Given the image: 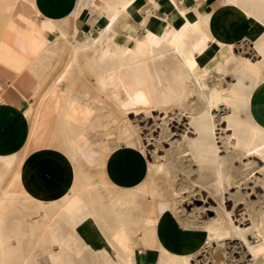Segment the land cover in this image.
I'll return each instance as SVG.
<instances>
[{
  "label": "crops",
  "instance_id": "0c3cea01",
  "mask_svg": "<svg viewBox=\"0 0 264 264\" xmlns=\"http://www.w3.org/2000/svg\"><path fill=\"white\" fill-rule=\"evenodd\" d=\"M15 9L14 19L0 21V251L17 253L10 262L0 253V264H26L19 251L36 248L46 217L60 254L84 251L71 264H181L183 255L190 262L207 245L205 227L186 228L161 208L153 219L152 203L132 195L149 160L138 140L118 128L123 114L102 85L108 74L119 81L126 72L119 59L132 55L107 46L162 42L166 31L177 36L194 22L197 72L215 77L235 70V49L244 47L250 64L239 81L248 98L233 115L264 131V0H18ZM243 154L240 146L228 157L236 182L264 163ZM234 158H246V166L235 167ZM231 196L243 200L239 190ZM73 198L86 203V212L64 231L62 217L72 219L73 210L56 209ZM117 201L128 204L116 207ZM252 222L251 232L264 237V223ZM229 233L225 225L217 236Z\"/></svg>",
  "mask_w": 264,
  "mask_h": 264
},
{
  "label": "rangeland",
  "instance_id": "374dc122",
  "mask_svg": "<svg viewBox=\"0 0 264 264\" xmlns=\"http://www.w3.org/2000/svg\"><path fill=\"white\" fill-rule=\"evenodd\" d=\"M17 1L0 0V21L6 24L14 19ZM6 27L8 26L6 25ZM235 53L239 57L247 55L246 52L244 53V47L242 46L237 47ZM228 73L227 76L215 77V74L210 72L207 74L206 84H208V87H212V84H214L213 86L224 89L235 86L240 90L239 75L237 79L234 71ZM214 82L218 84L216 85ZM106 89H109L110 94H112L110 87ZM110 94L108 98L116 101L117 99L111 97ZM200 108V97L194 92L183 100L182 104L166 109L150 110L149 113L131 112L128 117L121 111L123 117L118 123V128L121 127L120 129L125 131L127 135L138 140L139 146L146 153L149 160L148 175L132 195L146 197L152 203L153 219L159 213L160 208L162 210L167 209L172 211L178 221L186 228H206L212 226L215 220L222 217L220 194L215 186L211 187L209 185V183L213 184L211 181L214 180L213 172L209 171L207 166L198 167L197 163L192 162L191 152L188 151L187 146L184 147V144L177 142L183 135L189 138L196 137L195 126L190 123L189 118ZM230 113L231 108H224L222 105L219 106L213 117L215 128L213 138L217 153L220 155H226L228 151H231L235 142L234 138L227 137L232 132L231 128L228 127V120L226 122L221 117ZM239 116L244 117V112H239ZM244 123L247 124V122ZM240 160L242 162L234 158L232 160L233 165L236 167L241 164L245 167L244 163L248 160L246 158ZM254 160L257 165H261L257 159ZM159 163L165 164L162 169H156ZM245 172L246 175L243 174L242 179L231 184L235 186L229 185L228 188L231 186L229 191L227 188L223 192L222 207L230 213L229 216L233 224L246 228L247 241L257 245L259 244L257 240L261 239L255 236V232L251 233L250 225L253 223H251L252 219L264 223V172L259 170H246ZM232 173L235 176L233 170ZM244 176L246 179L249 178L246 182H244ZM233 180H235V177ZM100 186L109 195L108 192H111V189L107 183L101 185L100 182ZM10 187L16 188L15 180L10 183ZM237 190L243 196L241 201L231 196ZM80 204L81 207L78 212H68L73 216L72 219L62 217L61 223L64 231L68 229L67 225L70 224V221L74 225L76 221L81 219V215L86 212V203L81 202ZM126 204L128 203L124 201L114 203L116 207H123ZM57 207V213L59 210L66 211L63 204ZM49 224L51 223L46 217L44 225L41 227L40 236H38L35 243L36 248L19 251L20 259L24 257L26 264L36 263L39 260L42 263L71 264L74 258L83 256L84 251L77 256L64 251H61L60 254L59 245L54 239V234H49ZM121 233L124 235L121 231L120 236ZM217 238H214L215 242L205 245L204 249L190 260V264H255L246 244L242 239L232 234L231 230L227 238ZM123 242V244H120V248H122V252H125V247H127L125 235ZM52 245H57L58 250L50 249ZM2 252L3 255H6L4 258L7 259V262H10L12 257L16 258L17 251H0V253ZM74 252L79 254L80 249L76 247ZM122 255L124 256V254ZM171 263L173 264V260Z\"/></svg>",
  "mask_w": 264,
  "mask_h": 264
},
{
  "label": "bare ground",
  "instance_id": "6f19581e",
  "mask_svg": "<svg viewBox=\"0 0 264 264\" xmlns=\"http://www.w3.org/2000/svg\"><path fill=\"white\" fill-rule=\"evenodd\" d=\"M127 5L128 3L122 5L124 11H126ZM108 30H110V27L107 26L106 32ZM199 33L200 26L194 22H188L185 29L177 36L174 32L166 31L162 37V42H155V40L154 42H138L126 47L116 41L109 42L107 46L109 49H120L122 55L130 53L132 56L119 59L120 65L126 67V72L120 73L119 81L114 82V75L108 74L102 85L104 89L109 87L112 89L110 96L117 99V108L124 114L128 111L149 113L151 109H166L182 104L183 100L194 92L199 95L201 108L189 118L190 123L195 126L197 135L195 134L196 137L192 138L183 135L181 139L176 141L184 144V147L185 145L187 146L188 151L191 152V156H189L192 162L197 163L198 167L207 166L209 171L213 172L214 180H211L213 184L209 183V185L211 187L215 186L220 194L222 217L215 220L212 226L205 228L206 244L210 243L211 238H217V233L227 225L231 233L242 239L244 244H246L248 252L252 256V261L255 264H259L264 260V237L261 238L255 230V236L260 237L262 243L257 245L249 243L245 234L246 228L233 224L229 216L230 213L222 207L223 192L229 185L234 183L235 180L233 178L236 176L233 175L232 167L228 160L230 151L226 155L217 153L213 138V130L215 129L213 117L220 105H223L224 108H231L232 113L230 115L225 114L221 117L228 120V127L232 129L231 134L227 137L235 139L233 149L243 146L244 157L254 155L259 156L264 161V131L250 123L245 124L235 119L236 116L233 115V111H236L242 103L246 102L248 97L245 94L243 95L235 86L224 89L212 84V87H208V84H206L207 74L200 71V73L197 72L193 52L196 50L194 44L197 37L195 35ZM237 57V63L236 65L234 64V73L240 77L244 75L245 70H248L244 67V64L250 63L244 57ZM161 69H163L162 73ZM166 69L168 70L167 75L165 74ZM90 97L92 96L90 95ZM164 165V163H159L156 169H162ZM257 168L259 171L264 172V163ZM81 202L77 198L68 199L63 203V206L67 212L71 210L78 212ZM252 230L251 226L250 231ZM124 235L121 233V237H124ZM190 258L191 255H183L179 261L181 264H190Z\"/></svg>",
  "mask_w": 264,
  "mask_h": 264
}]
</instances>
